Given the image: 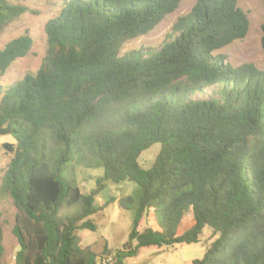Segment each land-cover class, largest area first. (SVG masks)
<instances>
[{
	"label": "trees",
	"instance_id": "1",
	"mask_svg": "<svg viewBox=\"0 0 264 264\" xmlns=\"http://www.w3.org/2000/svg\"><path fill=\"white\" fill-rule=\"evenodd\" d=\"M237 1L195 0L157 47L123 54L180 0L62 1L38 69L0 84V135L15 137L1 144L0 184L16 208L13 264H100L78 230L95 229L105 180L138 187L118 200L134 212L115 264L144 246L195 243L204 226L215 238L190 264H264V69L214 53L247 33ZM25 10L0 0V29ZM260 30L264 51V20ZM32 43L27 33L7 41L0 75ZM77 165L102 168L87 193ZM1 236L0 226V252Z\"/></svg>",
	"mask_w": 264,
	"mask_h": 264
},
{
	"label": "rangeland",
	"instance_id": "2",
	"mask_svg": "<svg viewBox=\"0 0 264 264\" xmlns=\"http://www.w3.org/2000/svg\"><path fill=\"white\" fill-rule=\"evenodd\" d=\"M13 4H20L26 8L18 18L0 29V48L10 39L27 33L33 43L29 52L14 60L6 71L0 75V84L7 86L20 79L25 73H34L41 64L45 54L47 41L44 31L46 21L56 15L63 0H7ZM195 0H180L178 7L164 18L151 31L145 35L126 41L119 50L123 54L131 49L140 47H157L165 35L170 32L176 19L186 14ZM240 8L246 12L249 26L246 35L224 47L216 50L215 54H222L225 61L233 66L250 62L256 67L264 69V51L261 48L260 24L264 20V0H238ZM15 142L13 134L0 135V184L9 154L1 144ZM159 149L158 144H153L142 151L138 162L143 168H148ZM77 181L82 193H87L96 186V179L102 175L101 167L74 166L71 172ZM104 187L94 198L97 211L88 218L95 223L93 231L88 229L78 230L80 245L89 246L97 255L100 264H115L112 258L116 248H120L127 240L134 209H123L118 205V200L126 195H137V185L125 180L118 183L105 180ZM113 198L107 205H102ZM16 208L8 194L0 190V226L2 229L0 252L1 264H13L14 254L18 249L15 237L11 232ZM143 225V222H142ZM215 238L208 226H204L199 240L195 243L174 244L172 246H144L131 257L122 260V264H190L194 258L203 255L206 248ZM104 245L108 251L103 253Z\"/></svg>",
	"mask_w": 264,
	"mask_h": 264
}]
</instances>
